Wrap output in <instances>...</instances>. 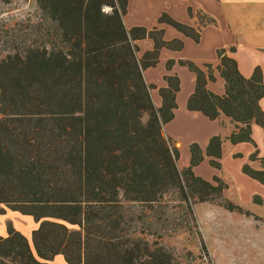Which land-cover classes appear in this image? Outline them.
Here are the masks:
<instances>
[{"label": "trees", "instance_id": "1", "mask_svg": "<svg viewBox=\"0 0 264 264\" xmlns=\"http://www.w3.org/2000/svg\"><path fill=\"white\" fill-rule=\"evenodd\" d=\"M37 1L55 25L52 38L24 52L0 54V215L18 212L38 228L29 241L9 224L8 236L0 238V260L51 264L63 256L67 264H180L163 242L175 233L164 236L145 223L140 229L139 222L148 219L145 211L169 224L174 207L166 199L175 195L196 228L194 206L228 186L195 176L193 168L204 161L197 144L190 147V166L180 169L179 150L164 134L174 118L180 81L166 78L157 108L155 86L144 78L167 45L163 32L128 30V0ZM161 22L198 40L191 28L167 15ZM146 37L154 39L155 50L140 57L135 41ZM181 64L197 75L187 108L210 120L230 118L238 129L231 142H252L251 124L264 129L262 70L246 79L236 61L223 56L217 70L226 92L219 96L207 89L216 81L212 71ZM222 143L213 137L208 156L220 159ZM243 171L264 184L263 172L247 166ZM232 205L227 207L233 210ZM188 255L215 264L204 243L197 257Z\"/></svg>", "mask_w": 264, "mask_h": 264}, {"label": "crops", "instance_id": "2", "mask_svg": "<svg viewBox=\"0 0 264 264\" xmlns=\"http://www.w3.org/2000/svg\"><path fill=\"white\" fill-rule=\"evenodd\" d=\"M163 15L191 28L198 40L162 23ZM124 24L128 30L143 28L148 32H163L162 40L167 45L160 49L156 66L144 71V78L147 84L155 86L151 93L157 108L163 105L159 90L168 87L166 78L177 77L180 81L174 118L163 128L165 136L179 150L180 169L190 166V147L197 144L204 161L193 168L195 176L213 184L215 179L227 182L228 191L232 190V198L238 205L264 209V184L243 171L247 166L264 173V129L253 122L252 142L234 144L230 139L238 129L230 118L222 115L210 120L201 112L190 111L187 104L195 93L197 75L181 64L193 63L206 74V66L211 65L216 81L208 82L207 89L219 96L226 92L225 81L217 70L223 56L236 61L244 78H251L255 69L260 68L264 79V0H128ZM135 44L140 57L155 50L151 37L138 39ZM260 107L264 111V97ZM213 137H220L223 142L220 159L207 154ZM212 161L218 162L220 167H214ZM8 222L29 241L38 228L32 217L7 209L6 214L0 215V238L8 236ZM51 264L67 263L63 256H57Z\"/></svg>", "mask_w": 264, "mask_h": 264}, {"label": "rangeland", "instance_id": "3", "mask_svg": "<svg viewBox=\"0 0 264 264\" xmlns=\"http://www.w3.org/2000/svg\"><path fill=\"white\" fill-rule=\"evenodd\" d=\"M104 11L110 13L111 10L104 8ZM54 28L55 25L46 17L37 0H0L2 56L24 52L29 46L47 44L48 38H52L49 31ZM207 71H212L213 74L215 72L213 68ZM1 117L0 114V119ZM228 189L229 185L226 192L214 196L212 201L197 203L194 206L193 215L198 226L196 228L187 220L185 205L173 195L166 199L170 200L171 207H174V216L169 224L163 225L156 220V215L153 217L151 212L145 211L148 219L139 222L140 229L144 227L142 223H145L153 225L150 229L152 232L164 236L175 233L170 238L165 237L163 242L167 248L173 250L180 264H207L203 259L195 260L188 255L192 253L197 257L202 243L210 251L215 264H264V209L255 205H238L232 198V190ZM195 200L192 198V201ZM230 203L233 204V210L227 207ZM9 224L8 222L7 225ZM187 226L189 230L181 231ZM176 227H179L178 231H175ZM0 264L13 262L10 259H1Z\"/></svg>", "mask_w": 264, "mask_h": 264}]
</instances>
